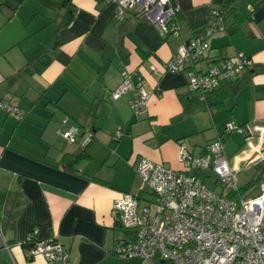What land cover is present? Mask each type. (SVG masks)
I'll return each instance as SVG.
<instances>
[{
  "label": "crops",
  "instance_id": "1",
  "mask_svg": "<svg viewBox=\"0 0 264 264\" xmlns=\"http://www.w3.org/2000/svg\"><path fill=\"white\" fill-rule=\"evenodd\" d=\"M215 11H222L224 33L195 70L236 54L252 66L215 90L209 108L187 91L185 71L164 72L163 65L182 41L203 36ZM115 15L110 0H0V101L26 113L18 120L0 111V264H46L24 247L33 230L36 240L57 239L73 264H163L114 254L124 234L112 202L141 191L139 161L181 171L178 141L200 155L223 138L230 166L239 173L258 169L247 166L244 138L226 137L223 128L229 122L264 128V0H187L177 15L179 37L136 11L122 20ZM125 74L149 93L138 117L131 116L130 93L111 98ZM64 116L91 132L92 143H64L58 134ZM120 129L123 137L115 139ZM82 151L72 167L62 161ZM259 187L244 195L255 196Z\"/></svg>",
  "mask_w": 264,
  "mask_h": 264
},
{
  "label": "built area",
  "instance_id": "2",
  "mask_svg": "<svg viewBox=\"0 0 264 264\" xmlns=\"http://www.w3.org/2000/svg\"><path fill=\"white\" fill-rule=\"evenodd\" d=\"M110 3L116 8L117 20H122L128 11H136L162 33L180 36L179 8L170 0H110ZM223 20L222 14L213 12L203 36L182 41L163 65L164 72L185 71L187 91L196 94L203 104L209 93L252 66L250 58L236 54L204 72L195 70V64L210 49L211 40L224 33ZM128 93L131 116L138 117L147 105L149 93L141 80L134 82L125 74L111 98L117 100ZM0 111L18 120L25 117V112L7 101H0ZM61 125L66 128L62 135L65 141L79 143L82 148L93 141L91 132L81 133L76 125L69 123L68 117L62 119ZM254 131L257 143L252 144ZM230 134L244 138L250 149L247 166L259 168L264 179V128L229 122L223 128V135ZM121 137L120 129L115 139ZM177 157L181 171L141 159L135 171L142 185L148 187L150 198H143L145 193L141 189L138 194L125 193L112 202L111 214L127 232L115 243L116 257L156 259L169 264H264V184L255 196L239 195L234 199L226 196L239 191V171L229 165L223 138L208 143L200 155L193 154L185 140H180ZM36 233L33 230L26 240L33 244L30 256L41 257L46 264H73L57 239L36 240Z\"/></svg>",
  "mask_w": 264,
  "mask_h": 264
},
{
  "label": "trees",
  "instance_id": "3",
  "mask_svg": "<svg viewBox=\"0 0 264 264\" xmlns=\"http://www.w3.org/2000/svg\"><path fill=\"white\" fill-rule=\"evenodd\" d=\"M170 1H171V3H172L173 5H175V6H177V7L179 8V12H180L181 10L185 9V7H187V0H170ZM220 12L222 13V11H219V13H220ZM212 15H213V12L210 14V16H209V18H208V21H209V19H210V17H211ZM169 36H170V35H169ZM223 85H225V84H223ZM223 85H221V86H223ZM221 86H220V87H221ZM213 94H215V91L209 93V94L206 96V104H208V107H209V108L211 107V104H209V103H210V101H211V96H213ZM91 143H92V142H91ZM82 150H85V149H82ZM83 154H85V151H82L81 154H80L79 156H77V157H74V156H71V155H65L62 161H63L66 165H69L70 167H72L74 164H76L77 160H80V158H82V155H83ZM260 180H261V178L255 180V181H251V182H250L245 188L239 189V191H238L236 194H234V193H228L226 196H227L228 198H231V199H234V198H236V197L239 196V195L242 196V195H244V193H245L248 189H250V188H252V187H255V186L257 185V183H258ZM139 198H140V199L142 198V193H140ZM119 230L124 234V236H126L127 232H125L122 228H120V226H119ZM32 245H33L32 243L26 241L25 244H24V247L31 248ZM163 264H169V263L164 262Z\"/></svg>",
  "mask_w": 264,
  "mask_h": 264
},
{
  "label": "rangeland",
  "instance_id": "4",
  "mask_svg": "<svg viewBox=\"0 0 264 264\" xmlns=\"http://www.w3.org/2000/svg\"><path fill=\"white\" fill-rule=\"evenodd\" d=\"M21 110V109H20ZM21 111H23V110H21ZM24 112V111H23ZM25 116H26V113H25ZM66 116H64V117H62V119H64ZM62 119L59 121V124H60V127H61V130L59 131V136H60V138L62 139V141L64 142V143H66V144H76V143H69V142H67V141H65L64 140V138L62 137V135H63V133H64V131H65V127L64 126H62L61 125V122H62ZM69 123L70 124H73V123H71L70 122V120H69ZM73 125H75V124H73ZM83 131H81V133H82ZM261 174V171H260V169L258 168L257 169V171H255V169H251V170H246V171H242V172H240V173H238V175H237V183H238V185H242V184H244V183H246L247 181H249V180H251V179H254V178H256L257 177V179H260V175ZM138 176V175H137ZM139 177V176H138ZM139 180H140V178H139ZM261 182H262V180H260L258 183H257V185L255 186V188L258 186H260V184H261ZM208 185H209V187H211L212 188V186H211V184L210 183H208ZM140 190L142 189L143 191H144V195H143V198H146V199H148V198H150V191H149V189H148V187L147 186H143L142 185V183H141V180H140V188H139ZM141 203H143V201H140Z\"/></svg>",
  "mask_w": 264,
  "mask_h": 264
}]
</instances>
